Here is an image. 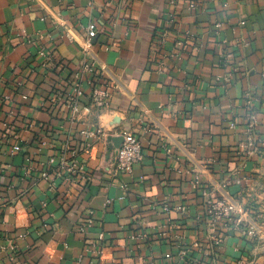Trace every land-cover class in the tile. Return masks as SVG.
Listing matches in <instances>:
<instances>
[{"label":"crops","instance_id":"crops-1","mask_svg":"<svg viewBox=\"0 0 264 264\" xmlns=\"http://www.w3.org/2000/svg\"><path fill=\"white\" fill-rule=\"evenodd\" d=\"M92 55L110 101L75 114L74 73ZM90 79L83 74L82 106ZM249 90L252 154L240 147ZM1 95L0 264H264V0H199L195 9L188 0H0ZM123 130L142 145L131 172L116 169ZM196 171L263 234L245 236L234 221L214 230Z\"/></svg>","mask_w":264,"mask_h":264},{"label":"built area","instance_id":"built-area-1","mask_svg":"<svg viewBox=\"0 0 264 264\" xmlns=\"http://www.w3.org/2000/svg\"><path fill=\"white\" fill-rule=\"evenodd\" d=\"M92 3V0H90ZM181 0H169V4L175 5ZM199 0H188V7L190 9H195L198 6ZM241 24H245V20L241 21ZM97 35V26L95 22H91L88 25V36L85 39L84 49L88 54L90 51V47L92 46V40ZM69 39H73L72 36H68ZM182 44V42H180ZM40 56L44 59L45 62H49L52 60L51 55L47 52L45 48H41L39 50ZM172 56L175 54L172 53ZM79 71L74 73L75 84H74V93L70 95L68 99V106L72 110L73 113L78 114L82 109L91 111L92 108H104L108 106L110 101V91L107 88L105 83H100L101 75L105 69L104 66H100L98 64V60L95 56L88 57ZM92 75V79H90V83L92 84V90L90 92V103L88 105L82 106L80 104V98L84 95V91L81 86V80L83 74ZM61 96V92L57 93L53 101H57ZM26 98V96H23ZM9 98L7 95H1L0 100H4ZM254 95L252 91H247L246 100L249 104L251 110H249V114L246 117V142L240 144V147L244 149L247 154H252L257 145V137L255 135V130L258 124V118L254 111L253 106ZM235 122L231 123V127H235ZM122 142L117 148V156H116V169L119 171L131 172L136 163L140 162L143 159L142 145L135 133L130 130H123L121 133ZM21 149L20 145L16 144L12 151L17 152ZM53 161V159H51ZM65 162V161H63ZM79 170L84 171V167L82 165L79 166ZM43 177L50 180L51 188L54 187L55 182L53 176L45 171L42 173ZM90 175L84 174V180L89 181ZM199 171L195 172V178L192 181V186L194 188H201V195L204 198L205 211L209 216L212 227L215 230L216 227H219L220 223L223 228H227L231 221H234L235 227L245 236L249 237H257L263 234V231L260 225L256 222V220L246 217L247 211L244 210L243 206L239 201L233 198L230 194L223 191L220 196H214L213 192L207 188L202 186V180ZM225 188V184L222 185ZM110 202V200H108ZM179 208L183 209V206ZM168 209V208H166ZM94 223L92 218L87 219V221L83 224L82 230L86 229L87 226H90ZM233 223V222H232ZM214 238L215 245H219V238H215V233H212ZM99 238L103 239L104 234L100 233ZM196 247H201L200 243L194 244ZM15 248L14 246L12 247ZM188 248L182 247L180 249V255L186 256ZM206 255H210L212 250H203ZM167 257H170L171 254L167 253ZM234 264H252L247 258L239 257L235 260Z\"/></svg>","mask_w":264,"mask_h":264},{"label":"water","instance_id":"water-1","mask_svg":"<svg viewBox=\"0 0 264 264\" xmlns=\"http://www.w3.org/2000/svg\"><path fill=\"white\" fill-rule=\"evenodd\" d=\"M121 142H122V137H121Z\"/></svg>","mask_w":264,"mask_h":264}]
</instances>
